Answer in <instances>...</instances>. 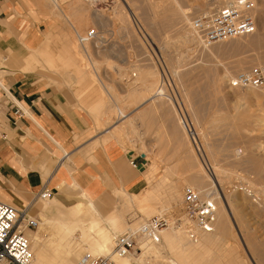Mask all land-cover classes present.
<instances>
[{
  "label": "rangeland",
  "instance_id": "rangeland-1",
  "mask_svg": "<svg viewBox=\"0 0 264 264\" xmlns=\"http://www.w3.org/2000/svg\"><path fill=\"white\" fill-rule=\"evenodd\" d=\"M59 1L65 11L60 13V18L49 13V9H53L51 0H46L47 4L42 6L35 0H28V6L25 5L24 17H27L26 13L31 16V25L28 26L26 22L23 28L28 30V34L31 30L35 31L33 34L37 35V39L34 46L42 48L43 56H40L41 60L38 58L33 68L25 66L23 69L26 68L27 72L24 75L37 77L44 87L49 86L57 91L66 92L67 88L75 98V105L90 112L99 128L117 125L118 137H127L123 144L136 147L140 143L145 152L150 148L146 158L148 164H145L146 175L154 166L157 169L148 175L151 180L145 176L147 189L140 197L135 196L142 202L147 197H154L158 203L144 207L130 205L123 217L122 233L128 228H138L156 215L167 213L178 217L186 185L205 196H213L215 201L218 198L220 201L218 189L226 194H232L233 190L243 204V212L238 215L229 208L227 213L221 207L232 236L228 235L225 241H212L208 233L198 243L185 236V242L191 246V254H183L178 242H163L158 247L161 248L158 250L160 256L153 250L146 249L147 252L138 249L131 256L138 258L143 254L142 262L134 264H170L173 257L177 258L179 264H235V260L239 264H264V122L257 125V121H253L256 119L254 116L247 118V122L251 123H244L246 126H241V122L237 121L246 109H252L251 113L246 112L248 114H253V111L255 114L264 113L262 107L254 103L262 92L257 91L255 100V95L249 99L242 98L246 90L228 86L229 79L236 73L264 61V0H255L257 30L254 34L211 46L203 45L197 38L198 44L193 41L195 34L191 22L197 15L218 5L217 0ZM71 4H79L80 7L72 10ZM90 30L98 32L102 40L81 46L77 41V32L85 34ZM183 32L192 37V42H188L187 46L179 42ZM46 33H49V39ZM13 45L15 49L10 50L0 42V68L3 70H0V74L5 84L7 77L19 70L16 66L18 58L32 54L20 44ZM176 101L184 104L190 113L205 148V161L195 151L181 123ZM245 101L250 105H245ZM250 158L258 160L262 166L260 171L254 168ZM202 165L210 173L205 172ZM213 171L220 177L218 186L210 180L215 179ZM199 184L210 187V190L200 188ZM249 189L252 193H249ZM34 198L35 195H31L28 199L29 202L34 201L28 210L33 223L26 229V234L31 238L36 232L39 236L37 241H31V247L38 245L37 250L42 247V253L59 264L61 257H66V241H70L68 249L75 258L69 264H76L85 254H80L78 250L87 252L89 248L85 238L97 241L95 232L91 227L87 229V235L80 230L70 232L58 224L66 225L65 216L46 219L41 209L46 200ZM123 204V199H115L113 208L116 214H121L119 209ZM55 211L46 212V216L50 218ZM102 218L98 220L99 224L111 227L104 216ZM109 229L113 244L114 235L120 231L114 234V229ZM178 229H164L161 236ZM32 252L34 254V250ZM74 253H78V256Z\"/></svg>",
  "mask_w": 264,
  "mask_h": 264
},
{
  "label": "crops",
  "instance_id": "crops-1",
  "mask_svg": "<svg viewBox=\"0 0 264 264\" xmlns=\"http://www.w3.org/2000/svg\"><path fill=\"white\" fill-rule=\"evenodd\" d=\"M25 5L28 0H0V42L10 50L15 49L13 44H19L14 42L15 32L20 40L36 42L37 35L30 36L23 28L26 22L31 25V16L26 13L24 17ZM20 58L16 65L19 70L4 84L6 91L0 88V200L28 212L34 202H29V197L39 199L38 192L49 188L53 195L41 208L43 216H65L66 225L58 223L59 226L87 235L88 227L76 228L72 224L86 213L82 203L113 199L120 189L140 197L146 189L145 164L150 148L145 152L140 143L136 147L123 144L127 137H118L117 125L99 128L90 112L75 105L67 88L66 92L57 91L44 87L37 77L24 75L25 56ZM16 104L24 112L20 116L14 113ZM52 208L56 211L49 218L46 212H52ZM90 211L98 217L94 208ZM117 215L113 208L104 218L110 223ZM37 235L35 232L31 238ZM69 245L70 241H66V257H61L59 264L73 262L75 256ZM41 250L42 247L36 255L47 264H55L54 258Z\"/></svg>",
  "mask_w": 264,
  "mask_h": 264
},
{
  "label": "built area",
  "instance_id": "built-area-1",
  "mask_svg": "<svg viewBox=\"0 0 264 264\" xmlns=\"http://www.w3.org/2000/svg\"><path fill=\"white\" fill-rule=\"evenodd\" d=\"M254 11L255 0H220L212 10L194 17L191 29L206 46L246 37L257 30ZM97 33L95 30H90L81 40H96L99 35ZM99 40L102 38L99 37ZM228 86L242 90H264V61L238 73ZM176 104L181 123L188 132L195 151L201 160L205 161V148L189 111L184 104L177 101ZM14 113L20 116L24 112L16 104ZM52 195L53 192L49 188H42L38 192L40 199L50 198ZM216 221L217 205L214 197L205 196L194 187L186 185L183 189L178 217H172L167 213L156 215L147 219L138 229L118 234L114 241V252L119 256H126L138 251L143 244H157L161 241L162 230L171 226L185 227L191 241L196 243L200 241L202 234L214 230ZM31 223L33 220L26 209L0 200V264H36L30 240L26 235V229ZM78 264L114 263L111 255L86 253L79 259Z\"/></svg>",
  "mask_w": 264,
  "mask_h": 264
},
{
  "label": "bare ground",
  "instance_id": "bare-ground-1",
  "mask_svg": "<svg viewBox=\"0 0 264 264\" xmlns=\"http://www.w3.org/2000/svg\"><path fill=\"white\" fill-rule=\"evenodd\" d=\"M36 2H37V4H40L39 6H42V5H44V4H47L46 3V0H35ZM52 1V3H53V5H51L52 7H53V9L51 8V9H49V13H51V15H55L56 17H59L60 18V16L62 15H60V13L61 12H63V10H62V7H60V1L59 0H51ZM71 1V0H70ZM86 1V0H85ZM218 2H220V0H217ZM25 2V1H24ZM88 2V1H87ZM49 3H50V1H49ZM63 4L65 3V1L64 2H62ZM68 3V2H67ZM62 4V5H63ZM68 5V4H67ZM48 6V5H47ZM49 8H50V6H48ZM79 4L76 6V4H71L70 5V8L72 9V10H74L75 8H77V9H79ZM69 8V7H68ZM212 10V9H211ZM48 11V10H47ZM65 12V11H64ZM63 12V13H64ZM83 12V11H82ZM66 15V14H65ZM79 15H80V13H79ZM134 15V14H133ZM254 15H255V12H254ZM80 17H83V16H80ZM256 17V16H255ZM261 20V19H260ZM262 20H263V18H262ZM264 21V20H263ZM64 22V21H63ZM55 27V26H54ZM18 28H20V27H18ZM24 31H26L25 29H23ZM27 32V31H26ZM89 32V31H88ZM88 32H86L85 34H80V33H78L77 32V41L79 42V44L81 45V46H85L87 43H89V42H96V41H99V35H98V39H96V40H85V41H82L81 39H82V37H85L86 35H87V33ZM187 32V31H186ZM192 32H193V30H192ZM185 32H183V34H184ZM194 33V32H193ZM28 34V33H27ZM47 34V37L49 36V33H46ZM97 34H99V33H97ZM189 34H191V33H189ZM195 34V33H194ZM30 36H35L36 34H33V32H30V34H29ZM180 35V34H179ZM178 35V36H179ZM193 35V34H192ZM182 36V35H181ZM196 36V37H195ZM195 36L193 35V41L195 40V43H197L198 41H200L199 40V38H198V36L195 34ZM33 38V37H32ZM173 38V37H172ZM177 38V37H176ZM179 38V37H178ZM192 38V37H191ZM191 38H190V36L189 35H183L182 36V39L181 40H179V42H182L181 44H185L184 46H187L186 44H188V42H190L191 41ZM196 38L198 39V41L196 40ZM255 38V37H254ZM48 39H49V37H48ZM74 40V39H73ZM176 40H178V39H176ZM258 40H260V39H258ZM19 42V44L23 47V49L25 50V51H28V52H31L32 54L30 55V56H25V58L23 59V60H25V66L26 67H30V68H33V66H34V64H37L38 62V58L41 60V58H40V56L42 55V52L43 51H41L42 50V48L40 49V47H35L34 46V44L31 42V40L30 41H28V42H26L25 40H20L19 38H18V36H17V34H16V32H15V40H14V42ZM175 41V40H174ZM3 42V41H2ZM70 42H72V40L70 41ZM178 42V41H177ZM192 42V41H191ZM253 42H254V40H253ZM76 43V42H75ZM174 43V42H173ZM74 44V43H73ZM166 44V43H165ZM165 44H164V46H165ZM171 44V43H170ZM190 44V43H189ZM194 44V43H193ZM198 44V43H197ZM167 46V45H166ZM206 46V45H205ZM169 47V46H168ZM176 47V46H175ZM180 47V46H179ZM194 47H196L195 45H194ZM71 48V47H70ZM73 48V47H72ZM182 49V48H181ZM72 50V49H71ZM183 50V49H182ZM74 51H75V49H74ZM90 52V51H89ZM183 52H184V50H183ZM75 53V52H74ZM193 53V52H192ZM79 54V53H78ZM76 55V54H75ZM43 56V55H42ZM23 58V57H22ZM45 61V60H44ZM37 62V63H36ZM261 63V62H260ZM256 64H259V63H256ZM48 65V64H47ZM46 65V66H47ZM53 65V64H52ZM49 66V65H48ZM18 67V66H17ZM75 67H76V65H75ZM46 68V67H45ZM78 68V67H77ZM178 68V67H177ZM47 69H49L48 67H47ZM21 70V69H20ZM25 70H27L26 68H25ZM56 73V72H55ZM81 73H82V71H81ZM239 73H241V72H239ZM156 74V73H155ZM238 73H236L233 77H229L230 79H229V83L232 81V80H234L235 79V76L237 75ZM59 75V74H58ZM72 75V74H71ZM79 75H80V72H79ZM180 75V74H179ZM141 76V75H140ZM151 76V75H150ZM186 77V76H185ZM141 80V79H140ZM134 81V80H133ZM180 82V81H179ZM5 83L3 82V77H2V75L0 74V88L2 89V90H4V91H6V88H5V85H4ZM133 84V83H132ZM145 84V83H144ZM180 84H181V82H180ZM187 84V83H186ZM185 84V85H186ZM183 85V84H182ZM156 86V85H155ZM157 87V86H156ZM150 89H151V87H150ZM240 90H242V89H240ZM247 92L245 93V95H244V97H242V98H248L249 99V97L250 96H253V95H255L254 96V100H255V97L257 96V91H260V92H262L259 96H258V100H257V102H254V103H256V104H259L261 107H262V111H264V90H256V89H245ZM244 90V91H245ZM187 93V92H186ZM156 95V94H155ZM240 95H242V94H240ZM187 98H188V96H187ZM160 99V98H159ZM247 100V99H246ZM251 100H252V98H251ZM243 101H244V99H243ZM250 101V100H249ZM162 101H160L159 103H161ZM251 102H253V101H251ZM248 102L247 101H245V105L247 104ZM166 104V103H165ZM249 104V103H248ZM243 105H244V103H243ZM250 105V104H249ZM167 106V105H166ZM190 106V105H189ZM152 107H153V105H152ZM119 107L117 106V109H118ZM120 109V108H119ZM118 109V110H119ZM165 109V108H164ZM117 110V111H118ZM153 110V109H152ZM151 110V111H152ZM160 110V109H159ZM252 110V109H251ZM250 110V111H251ZM261 110V109H260ZM121 111V110H120ZM244 111V110H243ZM242 111V112H243ZM246 112L248 111L249 113H251L250 111H249V109L247 110H245ZM244 111V112H245ZM163 112H164V110H163ZM243 113V114H241V112H240V114L241 115H239V114H237V116H238V119H240V120H237V119H235V120H237V121H240L241 122V126H242V124L243 125H245L244 123H247V125H248V123L250 124L251 122H247V118L249 117H252L253 118V116L254 117H256V119L255 120H253V121H257V125L258 124H260V123H262V125H263V122H264V113L263 114H261V113H259L260 114V116H259V114L257 115V114H255V112L253 111L252 113L253 114H248V113ZM121 113V112H120ZM234 117V116H233ZM237 118V117H236ZM232 120H233V118H232ZM249 121V120H248ZM251 121V120H250ZM176 122V121H175ZM179 122H180V120H179ZM236 122V121H235ZM239 122V123H240ZM178 123H176V125H177ZM254 123L252 122V125H253ZM131 125V124H130ZM238 126V125H237ZM236 126V127H237ZM241 126H239V127H241ZM246 126V125H245ZM235 127V128H236ZM260 127V126H259ZM242 128H245V127H242ZM241 128V129H242ZM184 129H185V127H184ZM237 129V128H236ZM240 129V130H241ZM185 131H186V129H185ZM236 131H238V129L236 130ZM187 132V131H186ZM121 133V132H120ZM238 133V132H237ZM181 134V133H180ZM183 134H185V133H183ZM187 134H188V132H187ZM239 135V134H238ZM241 135V134H240ZM109 136H111V135H109ZM122 136V135H121ZM179 136V135H178ZM188 136H189V134H188ZM181 139H182V137H181ZM186 140V139H185ZM182 141H184V140H182ZM191 141V140H190ZM180 143H182V142H180ZM179 143V144H180ZM186 143V142H185ZM184 144V143H183ZM185 145V144H184ZM178 146V145H177ZM186 146V145H185ZM190 156H191V154H190ZM146 158H148V156H147V154H146ZM256 158V157H255ZM255 158L253 159H249V160H251V162L253 163V165H254V168H256L257 170H259L260 171V169H262V166L261 165H259V163H258V160L256 161L255 160ZM256 159H258V158H256ZM260 161V160H259ZM198 164V163H197ZM202 164V163H201ZM194 166V165H193ZM261 166V167H260ZM196 167V166H195ZM197 168H198V166H197ZM202 168H203V170H205V172H208L207 171V167L205 168V166L203 167V165H202ZM212 168H214V167H212ZM218 168V167H217ZM216 168V169H217ZM156 169H157V167L156 166H154L152 169H151V172H149V174L151 173L152 174V172H154V171H156ZM210 169V168H209ZM201 171H202V169H200ZM200 170H198V171H200ZM220 170V169H219ZM214 171H218V170H214ZM213 171V174L215 175V179H212V178H210V180L211 181H213L214 183V185H217V182H220V177L218 178V176H217V174H216V172H214ZM222 171V170H221ZM221 171H219V172H221ZM223 171H225V170H223ZM202 173H203V171H202ZM208 173H210V172H208ZM208 173H206L207 175H208ZM231 173V172H230ZM147 174V173H146ZM148 174V175H149ZM195 174V173H194ZM204 174V173H203ZM222 174H226V173H222ZM148 175H145V176H147L146 178L147 179H150V177H148ZM198 175V174H197ZM201 175V174H200ZM230 175V174H229ZM209 176V175H208ZM201 177V176H200ZM195 178H196V176H195ZM207 178V177H206ZM167 179V178H166ZM197 179V178H196ZM218 179H219V181H218ZM151 180V179H150ZM149 180V182H152V181H150ZM167 181V180H166ZM166 183V182H165ZM164 183V184H165ZM169 185V184H168ZM211 185H212V183H211ZM251 185V184H250ZM148 186V185H147ZM198 186H200V188H202V189H204V190H210V187L209 188H206L204 185H198ZM218 186V185H217ZM248 187V186H247ZM147 189V188H146ZM216 189H218V188H216ZM224 189V188H223ZM172 190V189H171ZM201 190V189H200ZM219 190V191H218ZM217 190V194L219 195V197H220V201H218L219 200V198H218V200H216V201H218L217 203V221H216V224H215V228H214V230L212 231V232H209L208 233V235H210V237H212L213 238V240L212 241H215V239H217V240H223V241H225L226 240V238L228 237V235H230L229 233V229H228V226H227V223H226V219H225V214H224V212H223V209L224 210H226L227 211V213H228V208H229V210H231V212L232 213H234L235 215L237 214H241L242 212H243V204H242V202L240 201V197H239V195L235 192V193H233V190L231 191L232 192V194H226V193H224V190H221V189H218ZM240 190V189H239ZM246 190H247V188H246ZM159 191H161V190H159ZM215 191V190H214ZM235 191V190H234ZM249 191H250V189H249ZM248 191V192H249ZM156 192V191H155ZM214 194V193H213ZM216 194V195H217ZM86 195V194H85ZM159 195V194H158ZM126 196V197H125ZM39 197V196H38ZM218 197V196H217ZM88 198V197H87ZM116 198H118V199H123V202H124V204H123V207H121V209L119 210V212H121V214L119 213L116 217H114L113 218V220L110 222V226L111 227H109V228H112V229H114V234H115V232L116 231H120L119 232V234H121L122 233V229H123V226H124V221H123V217H125L124 216V214H125V212L129 209V206L130 205H139V207H144V206H151L152 204H156V203H158L157 201V199L156 198H151V197H147L146 199H145V201H141L140 199H137L136 198V196L135 195H129V194H127L124 190H122V189H120V190H118L117 192H116V196H115V198H113V199H105V200H90V203L89 204H84V203H82V206L83 207H85L86 208V213L81 217V218H79V219H77V220H75V221H73L72 222V224H73V226H75L76 228H83L84 226H86V227H91V229H93L92 231H94L95 232V234L97 235H95V234H93V235H95V237L97 238L98 237V239H97V241H91V239L90 238H85L86 239V242L88 243V245L87 246H89V248H88V254H90V253H95L96 255H111L112 257H111V260H112V262L114 263V264H134V262H142V257H143V254H141V256L140 257H138V258H134V257H132L133 255L132 254H130V255H126V256H119V255H117V254H115V252H114V241H115V238H116V236L118 235H114V239H113V244H111L112 243V241H111V235H112V232L110 231L111 229H109L108 227H106V226H103V224L101 225V224H99V219L100 218H102V216H106V214L107 213H109V211L110 210H112L113 209V207H111V205L112 204H114V202H115V199ZM128 198V199H127ZM40 199V198H39ZM48 198H46V199H44V200H47ZM257 199V198H256ZM243 200V199H242ZM2 201V200H1ZM139 201V203H137L136 204V202H138ZM215 201V202H216ZM94 208L98 213H99V217H95L94 216V214H92L91 213V211H90V208ZM221 207L223 208L222 210H221ZM150 208V207H149ZM219 208H220V210H219ZM27 210V209H26ZM153 210V209H152ZM146 214H147V212H146ZM165 214V213H164ZM162 215V214H161ZM103 219V218H102ZM104 220H105V218H104ZM70 221H71V219H70ZM104 222V221H103ZM145 222V221H144ZM143 222V223H144ZM108 223V222H107ZM107 223H105V224H107ZM109 224V223H108ZM95 226H96V228H95ZM141 226V225H140ZM139 226V227H140ZM138 227V228H139ZM171 227H176V228H179L177 231H174L172 234H165V235H163V236H161V237H163L162 239V241L161 242H159V243H168V242H172V241H175V242H178L179 244H178V247L182 250V252H183V254H191V246H190V244H188V243H186L185 242V239H186V237H188L189 235H188V232H187V230H186V228L185 227H183V226H171ZM138 228H128L127 230H136V229H138ZM181 228V229H180ZM166 229H168V228H166ZM173 229V228H172ZM126 230V231H127ZM125 232V231H124ZM123 232V233H124ZM233 232V231H232ZM117 233V232H116ZM205 234H207V233H204V234H202L201 235V237L203 236V235H205ZM232 234V233H231ZM27 235V234H26ZM89 235H90V233H89ZM37 236H39V235H37ZM37 236L36 237H34V238H29L28 237V235H27V237L29 238V240H30V245H31V241H33V240H36L37 241ZM186 236V237H185ZM231 236V235H230ZM232 237V236H231ZM185 238V239H184ZM165 239V240H164ZM189 239H190V237H189ZM191 240V239H190ZM201 240V239H200ZM208 241L209 242H212L210 239H208ZM85 242V243H86ZM198 242H200V241H198ZM198 242H196V243H198ZM84 243V244H85ZM159 243H157V244H143V245H141V249L142 250H148V251H150V250H153L154 252H155V254H157V256L159 255H161V253H159V249H161V248H159L158 249V247H159ZM195 243V242H194ZM170 245V244H169ZM37 246L38 245H36V248L34 247V248H32L31 247V251H33L34 250V254H33V256H34V261H35V263L36 264H47V263H45L38 255H36V252H37ZM84 246V245H83ZM83 246H81V247H83ZM111 246H112V248H111ZM111 249V250H110ZM146 250V251H147ZM107 251H109V253L108 254H105ZM147 251V252H148ZM33 253V252H32ZM152 253V252H151ZM132 255V256H131ZM147 257V256H146ZM148 258V257H147ZM155 259H156V257H155ZM167 260H169V259H167ZM37 261V262H36ZM236 262H235V264H239V262H238V260H235ZM166 262V261H165ZM234 262V261H233ZM151 263V262H150ZM156 263V262H155ZM167 263V262H166ZM76 264H78V262L76 263ZM149 264V263H148ZM165 264V263H164ZM170 264H179V262H178V260H177V258L175 259L174 257L173 258H170Z\"/></svg>",
  "mask_w": 264,
  "mask_h": 264
}]
</instances>
